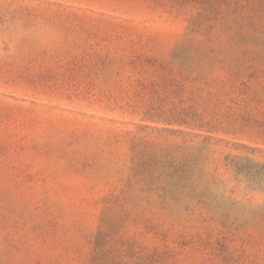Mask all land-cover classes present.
Wrapping results in <instances>:
<instances>
[{"label": "rangeland", "instance_id": "1", "mask_svg": "<svg viewBox=\"0 0 264 264\" xmlns=\"http://www.w3.org/2000/svg\"><path fill=\"white\" fill-rule=\"evenodd\" d=\"M219 13L202 0H0V264H264V192L171 195L131 177L134 142H180L164 131L191 104L264 161V144L232 129L224 83L239 73L264 124V31L233 14L221 29Z\"/></svg>", "mask_w": 264, "mask_h": 264}, {"label": "trees", "instance_id": "2", "mask_svg": "<svg viewBox=\"0 0 264 264\" xmlns=\"http://www.w3.org/2000/svg\"><path fill=\"white\" fill-rule=\"evenodd\" d=\"M202 2L212 12H220L219 15H223L221 29H230V16L233 18V14L244 19L255 31H264V0H202ZM233 20L236 21L234 18ZM189 32L205 36L208 41L217 37L214 26L196 25ZM235 73L233 80L224 82L233 95L229 101L231 106H227V109L241 121L231 123L232 129L234 132L247 130L251 136H256L253 139L254 143L264 144V124L255 122L246 112L250 101L246 81L238 75L239 73ZM164 78L175 88V95L180 96L184 84L176 81L173 74ZM201 80H204L201 87L203 92L209 85L206 77H202ZM201 108L198 110L195 104H191L174 111L173 123L178 129L164 132L180 139V142L166 146L143 139L138 143L134 142L132 148L138 160L132 165L131 177L139 185H173L167 191L171 195L174 192L172 188L177 185H227L228 182L264 192V161L255 158L261 149L242 142L230 143L214 137V134L220 132L229 133V130L225 129L226 123L216 118L215 111H210L206 107ZM228 118L235 120V117ZM222 150L226 151L222 153ZM233 151L235 153H232ZM223 174H228L229 178L221 180Z\"/></svg>", "mask_w": 264, "mask_h": 264}]
</instances>
